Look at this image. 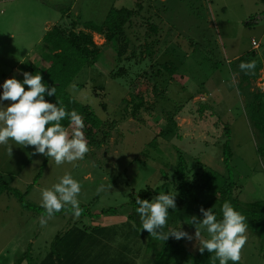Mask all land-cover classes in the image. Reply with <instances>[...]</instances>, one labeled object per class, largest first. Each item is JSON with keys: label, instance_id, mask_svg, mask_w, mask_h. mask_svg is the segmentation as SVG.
Segmentation results:
<instances>
[{"label": "rangeland", "instance_id": "1", "mask_svg": "<svg viewBox=\"0 0 264 264\" xmlns=\"http://www.w3.org/2000/svg\"><path fill=\"white\" fill-rule=\"evenodd\" d=\"M122 8L139 13L127 31L128 56L134 57L116 62L118 43H105L93 34L101 56L67 87L103 123L97 134L101 141L102 134L109 133L103 144L89 146L83 160L61 166L51 158L30 155L31 146L13 145L11 155L7 146H0V178L10 189L0 194V264H39L56 235L72 228L109 232L104 237L92 234L94 238L79 248L77 255L88 264H111L109 256L120 261L116 264H166L155 260L158 245L148 244L127 221L126 206L146 190L148 200L163 191L177 199L178 152L187 164L185 186L199 181L202 165L226 176L222 147L227 139L231 177L237 185L233 197L240 207L264 201V153L257 151L261 137L248 113L253 96L264 92V0H1L0 82L44 50L41 38L50 26L68 30L77 22L78 32L84 23L99 26L111 9ZM247 52L263 67L257 79L244 81L237 60ZM165 66L175 67L174 72ZM120 69L122 76L112 78ZM95 88L102 98L94 96ZM131 95L144 101L143 120L125 113ZM65 172L80 182L77 199L90 215L47 218L23 208L11 192L21 193L27 205L41 207V191L58 183ZM108 209L118 213L96 216ZM194 215L185 212L179 219H168L167 230L181 225L193 237L179 241L195 261L182 259L180 264H219L214 253L199 251L200 240L190 224ZM42 216L47 219L43 227ZM246 235L238 264H264V229L248 228ZM202 238H208L206 232Z\"/></svg>", "mask_w": 264, "mask_h": 264}, {"label": "trees", "instance_id": "2", "mask_svg": "<svg viewBox=\"0 0 264 264\" xmlns=\"http://www.w3.org/2000/svg\"><path fill=\"white\" fill-rule=\"evenodd\" d=\"M137 6L138 9H141L139 4ZM138 14L137 9H111L101 25L97 26L92 23H84L82 25L83 30L78 32L75 30L79 25L77 22H72L68 30L53 26L43 35L41 44L44 50L38 53L39 58L47 63V67L44 69L39 68L30 61H25L20 67L24 72L32 74L40 73L44 81L57 87L56 97L49 98L50 101L55 102V100H57L60 104L65 106L68 111L75 110L83 117L86 125L85 135L91 147H100L103 144L102 141L104 142L108 138L109 133L104 132L101 141L97 139V134L101 131L103 123L97 118L91 107L76 101L68 93L67 87L73 82L83 68L96 63L101 56L100 48L93 41V34L102 36L105 43H118L119 47L115 51L116 62L134 57L132 54L128 56L130 43H128L129 37L127 31L129 30L128 26L131 24L132 19ZM150 29L156 33L155 26H152ZM142 46L147 56V51L149 49L148 43H144ZM252 59H255L254 53L247 52L245 56L238 58L237 63L240 65L241 62H248ZM256 63L257 67L254 74H245V72L242 71V79L244 81H246L248 77L257 79L263 65L262 62L258 60ZM165 68L169 70L170 73L175 70L173 66H165ZM122 72L123 71L120 69L111 77H121ZM93 94L95 97L102 98L100 89L98 88L93 89ZM252 99L253 100L248 104L249 120L261 137V142L259 146H257V151L259 153H264V92L255 94ZM101 106L104 107L102 103ZM124 110L132 119L140 121L143 120L141 119L142 110H147V108L144 109V101L140 97L131 95V99L126 102ZM62 124L68 127L69 120L66 118L62 121ZM111 126H113V124H111ZM225 129L227 131L226 137L229 138V130L227 128ZM177 154L178 159L175 164V174L177 179L181 181V184L177 188L178 196L176 199V210L172 211L169 209L168 219H179L185 212L190 216L195 214V216L202 219V214L199 211L201 207L205 210L212 208L218 218H221V206L225 201H229L247 218L249 229H264V201H257L247 204L245 207H240L237 202V197H233L234 192L237 191V185L233 182L231 177L229 160L232 156V151L229 139H227L222 147V162L227 170L226 176L220 175L202 165L200 166L201 171L198 175L199 181L195 184L185 186L183 182L186 179L185 171L187 164L182 154L180 152ZM43 164H45V162ZM6 191H10V189L5 182H1L0 178V194ZM11 192L21 202L23 208L31 210L35 214H46L42 207L27 205L23 201L21 193L17 191ZM138 196L141 199H149V190L141 191ZM136 207L135 200H132L126 206L124 214L126 215L127 221L134 225L136 231L146 238L148 244L155 242L158 245L154 254L157 263L163 261L166 262V264H180V260L182 259H188L194 263L195 258L181 246L180 241L173 239V237H169L167 241L155 239L150 236L146 230H141L139 217L135 213ZM81 208L83 209L81 216L90 215L89 212L85 213L86 209L84 207ZM64 213L73 214L71 208L68 206L55 215ZM117 213L118 211L115 209H108L101 211L99 215L96 216H113ZM164 231L167 232L169 230L165 227ZM105 232L109 233L106 228H93L90 233L85 230L72 228L65 233H59L49 245L48 251L39 264H88L87 261L77 255L78 250H80L79 248H81L83 243L87 241L90 242L91 239L94 238L93 235L100 234L99 237H104ZM98 245H100V247L102 246V244ZM89 258H91V254ZM109 260L111 264H116L119 261L112 256H109ZM20 262L21 260H18L17 264H20Z\"/></svg>", "mask_w": 264, "mask_h": 264}, {"label": "clouds", "instance_id": "3", "mask_svg": "<svg viewBox=\"0 0 264 264\" xmlns=\"http://www.w3.org/2000/svg\"><path fill=\"white\" fill-rule=\"evenodd\" d=\"M255 60L241 62L239 68L245 74L255 72ZM23 78L16 75L0 84V146H7L9 155L13 145L22 148L32 147V156L51 158L57 166L74 164L83 160L90 151L85 135L86 125L83 117L75 110L68 111L59 101L51 102L56 97L57 87L44 81L43 76L21 71ZM27 89V90H26ZM8 101V104L4 102ZM69 120L68 127L62 124ZM69 128L71 132H69ZM39 163V161H37ZM82 188L70 172H65L59 182L41 191V207L46 217L51 218L70 206L75 216H80L83 209L77 197ZM135 213L139 217L141 230H146L155 239L167 241L169 237L177 241L193 239L181 225L178 229L164 231L168 224L169 209L176 210V195L160 192L148 199L135 198ZM202 219L192 216L190 224L195 227V239L200 240L199 251L215 255L219 264H238L241 251L247 243L248 223L246 217L236 210L231 202L221 206L222 217L211 209H199ZM45 216L40 218L43 227ZM206 232L208 238H202Z\"/></svg>", "mask_w": 264, "mask_h": 264}, {"label": "crops", "instance_id": "4", "mask_svg": "<svg viewBox=\"0 0 264 264\" xmlns=\"http://www.w3.org/2000/svg\"><path fill=\"white\" fill-rule=\"evenodd\" d=\"M0 1H1V0H0ZM51 27H53V26H50V27L46 30V32H47ZM46 32H45V33H46ZM45 33H44V34H45ZM42 37H43V36H42ZM41 39H42V38H41ZM36 56H38V54H36ZM36 56L32 57V59L34 58V61H32V59L30 60V58H28V59L24 60L23 62H21V63L18 65V69L16 68V69H14L13 71H11V72L9 73L8 76H6L5 78H3V80L0 82V84H2L6 79L11 78L13 75H16L17 79H22L23 77H22L19 73L22 71V70L20 69V67H21V65H22L25 61H30L31 63L37 65L39 68H42V69L46 68V67H47V63H46L45 61H43L41 58H39V56H38V57H36ZM38 59H39L40 61H42V62L45 64V67H41V66L38 65V62H37ZM23 72H24V71H23ZM263 78H264V76H263Z\"/></svg>", "mask_w": 264, "mask_h": 264}, {"label": "built area", "instance_id": "5", "mask_svg": "<svg viewBox=\"0 0 264 264\" xmlns=\"http://www.w3.org/2000/svg\"><path fill=\"white\" fill-rule=\"evenodd\" d=\"M251 46L253 49H257L259 47V45L255 41L251 42Z\"/></svg>", "mask_w": 264, "mask_h": 264}]
</instances>
